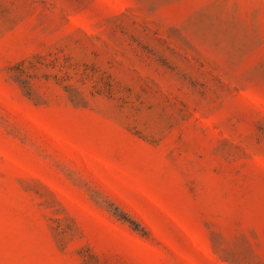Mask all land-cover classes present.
Returning a JSON list of instances; mask_svg holds the SVG:
<instances>
[{
    "label": "rangeland",
    "instance_id": "rangeland-1",
    "mask_svg": "<svg viewBox=\"0 0 264 264\" xmlns=\"http://www.w3.org/2000/svg\"><path fill=\"white\" fill-rule=\"evenodd\" d=\"M0 264H264V0H0Z\"/></svg>",
    "mask_w": 264,
    "mask_h": 264
}]
</instances>
